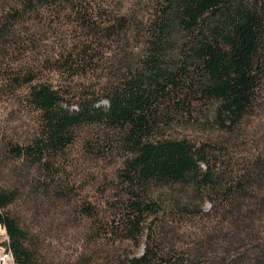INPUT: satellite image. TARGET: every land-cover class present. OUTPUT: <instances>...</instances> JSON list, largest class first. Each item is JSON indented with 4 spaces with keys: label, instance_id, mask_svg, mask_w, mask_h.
<instances>
[{
    "label": "trees",
    "instance_id": "trees-1",
    "mask_svg": "<svg viewBox=\"0 0 264 264\" xmlns=\"http://www.w3.org/2000/svg\"><path fill=\"white\" fill-rule=\"evenodd\" d=\"M94 8L90 0H1V56L15 42L18 23L38 20L50 9L72 12L83 27H91L96 40L120 38L135 28L141 45L135 46L139 57L124 62L119 82L102 95L65 100L46 82L30 86L39 129L26 144L12 146L11 153L20 162L53 170L56 157L75 143L78 128L102 126L114 133L123 157L115 197L129 239L160 212L155 189L179 186L194 199L222 207L229 227H238L254 244L241 253L232 248L228 256L213 235L198 248L199 256L171 257L162 250L160 256L147 249L122 264H264V134L252 155L234 161L228 152L256 111L264 118V0H152L136 25L128 10L107 19ZM199 108L210 111L211 127L221 135L216 142L197 143L164 131L178 116L192 117ZM45 186L50 190L49 183ZM20 187L0 188V226L15 264H40L34 234L8 211L20 198ZM90 210L86 206L85 212ZM256 221L262 223L259 230L253 229Z\"/></svg>",
    "mask_w": 264,
    "mask_h": 264
},
{
    "label": "rangeland",
    "instance_id": "rangeland-1",
    "mask_svg": "<svg viewBox=\"0 0 264 264\" xmlns=\"http://www.w3.org/2000/svg\"><path fill=\"white\" fill-rule=\"evenodd\" d=\"M90 1L94 11L108 15L107 19L128 10L136 18L135 25L152 4V0ZM26 21L18 23L15 42L7 47L6 55H0V188L22 186L20 198L8 211L34 234L40 264H122L147 249L160 256L161 250L171 257L179 258L183 252L199 256L198 248L213 235L227 247L228 256L232 248L239 253L252 249L254 244L243 238L238 227H229L222 207L194 199L179 186L155 189L160 212L141 226L136 239H129L115 197V176L123 157L116 150L114 133L102 126L78 128L75 143L56 157L53 170L14 157L11 147L34 138L40 125L39 114L28 99L30 86L46 82L59 89L65 100L102 95L119 82L124 62L138 58L141 52L135 49L141 45L132 27L120 38L96 40L91 37V27H83L68 10L50 9L40 19ZM83 48L88 50L85 55ZM30 74L34 80L28 83ZM206 110L196 109L192 117L178 116L164 131L197 143H214L221 135L212 129ZM258 114L256 111L250 123L241 127L235 147L229 148L234 161L256 151L264 134V118ZM53 175L55 183L50 182ZM48 183L50 190L45 186ZM176 201L182 205H175ZM86 206L93 210L86 213ZM261 224L254 222L253 229L259 230ZM4 236L0 229V245Z\"/></svg>",
    "mask_w": 264,
    "mask_h": 264
},
{
    "label": "built area",
    "instance_id": "built-area-1",
    "mask_svg": "<svg viewBox=\"0 0 264 264\" xmlns=\"http://www.w3.org/2000/svg\"><path fill=\"white\" fill-rule=\"evenodd\" d=\"M0 229H2L5 233V236L3 238V243L0 245V264H15L12 252L10 251L8 247V236L5 232V230L0 226Z\"/></svg>",
    "mask_w": 264,
    "mask_h": 264
}]
</instances>
